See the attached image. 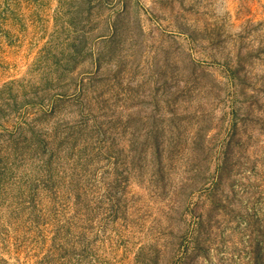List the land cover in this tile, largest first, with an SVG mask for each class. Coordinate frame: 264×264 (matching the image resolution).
<instances>
[{"label": "rangeland", "instance_id": "1", "mask_svg": "<svg viewBox=\"0 0 264 264\" xmlns=\"http://www.w3.org/2000/svg\"><path fill=\"white\" fill-rule=\"evenodd\" d=\"M0 264H264V0H0Z\"/></svg>", "mask_w": 264, "mask_h": 264}]
</instances>
